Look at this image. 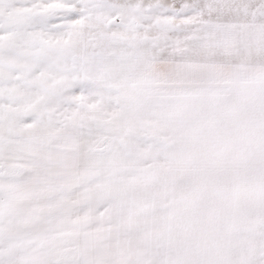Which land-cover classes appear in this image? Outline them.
<instances>
[{
	"label": "snow or ice",
	"instance_id": "obj_1",
	"mask_svg": "<svg viewBox=\"0 0 264 264\" xmlns=\"http://www.w3.org/2000/svg\"><path fill=\"white\" fill-rule=\"evenodd\" d=\"M0 264H264V0H0Z\"/></svg>",
	"mask_w": 264,
	"mask_h": 264
}]
</instances>
